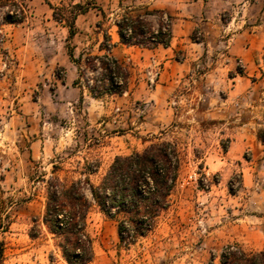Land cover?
<instances>
[{
	"label": "rangeland",
	"instance_id": "obj_1",
	"mask_svg": "<svg viewBox=\"0 0 264 264\" xmlns=\"http://www.w3.org/2000/svg\"><path fill=\"white\" fill-rule=\"evenodd\" d=\"M14 1L23 22L0 26V264H67L63 238L41 222L46 181L87 178L97 186L115 157L160 142L171 143L179 159L166 209L151 232L127 245L117 221L92 205L83 264H219L228 246L264 250V0H207L189 38L196 53L186 57L185 75L167 84L159 61L139 71L124 64L126 91L97 102L77 90L88 94L103 79L88 56L78 58L80 85L61 86L68 51L83 36L65 39L68 30L47 3L67 17L71 6L88 5L74 22L85 35L107 31L123 13L100 23V0Z\"/></svg>",
	"mask_w": 264,
	"mask_h": 264
},
{
	"label": "trees",
	"instance_id": "obj_2",
	"mask_svg": "<svg viewBox=\"0 0 264 264\" xmlns=\"http://www.w3.org/2000/svg\"><path fill=\"white\" fill-rule=\"evenodd\" d=\"M10 5H14L16 10L3 11ZM47 5L52 10L53 19L65 25L68 39H72L76 32L75 19L87 12L88 5L71 6L68 17L62 14V10L49 3ZM148 16L156 18L155 27L145 20ZM24 17L23 7H19L14 0H0V26L20 24ZM114 25L122 45L148 49L169 45L170 17L163 11H146L143 16L123 14L114 21ZM104 40L108 43L109 36L106 35ZM111 46L110 43L104 45L108 54L89 58L97 62L102 71L103 79L99 81V86L86 87L96 100L120 96L127 89L128 72L109 55ZM68 57L79 65L80 59H73L71 51H68ZM262 63L264 67V50ZM81 72L78 69L74 86L80 85ZM258 138L264 142L262 137ZM178 170L179 159L175 147L169 142H160L151 143L140 153L115 157L97 186L91 185L87 178L68 184L57 178L49 179L45 183L41 222L49 233L63 238L58 247L67 264L88 263L90 258L86 259L84 252H91V247L89 237L85 234V219L91 206H96L108 219L117 221L116 230L121 243L132 244L152 231L155 219L166 209L167 198L176 185ZM85 191H88L91 201L87 199ZM219 264H264V250L252 254L245 253L237 246H228L221 254Z\"/></svg>",
	"mask_w": 264,
	"mask_h": 264
},
{
	"label": "crops",
	"instance_id": "obj_3",
	"mask_svg": "<svg viewBox=\"0 0 264 264\" xmlns=\"http://www.w3.org/2000/svg\"><path fill=\"white\" fill-rule=\"evenodd\" d=\"M207 5V0H100L99 8L101 17H97V20L101 21L107 19L108 16H112L118 12L123 14H128L131 16H143L146 11L159 10L163 11L166 15L170 17L171 24V38L169 45L167 47L157 46L153 49L137 47V46H126L119 43V38L116 33V27L114 21L107 31L95 28L93 31L85 35V31H76L71 41H74L78 35H82L80 42L77 44L73 43L72 55L73 59L78 58L83 59L86 56H102L108 54L105 50L104 45L110 43L112 46L109 50V55L116 59L123 66L124 64L129 65L128 70L136 71L141 68L146 67L148 64H156L158 61L163 64V74L164 80L167 84L172 83L175 79L182 77L188 71L187 56L193 55L192 51L196 53V44H193L189 39L195 28L198 26L200 21L201 13L205 14V6ZM96 10V9H95ZM89 7L86 13L78 15L79 17H84L89 14ZM110 12L109 15H105ZM103 15V16H102ZM117 15V14H116ZM145 20L150 22L154 27L156 26L155 17H145ZM95 24L98 26L100 23ZM111 21V19H110ZM67 29V28H66ZM68 38V31H66ZM109 36V42L104 40L105 36ZM181 53L183 60L177 61L176 56ZM80 64L76 65L74 62L68 58L64 61L62 67L66 70L67 75L61 86L71 87L76 79V74L78 69H83ZM258 67L264 72L263 64L261 59L258 60ZM128 79H130L128 77ZM127 79V80H128ZM250 88V85H247ZM71 90H74L71 88ZM79 94L86 97L89 101H100L92 98L89 93L82 92L77 89ZM250 89L249 95H251ZM264 94L260 97V115L261 123L264 126ZM248 98V94H247ZM264 143V142H263Z\"/></svg>",
	"mask_w": 264,
	"mask_h": 264
}]
</instances>
